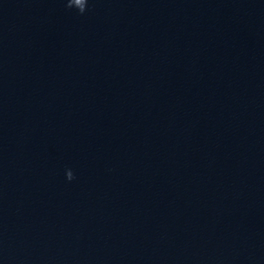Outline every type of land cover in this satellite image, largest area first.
Wrapping results in <instances>:
<instances>
[{"label":"water","instance_id":"95a60500","mask_svg":"<svg viewBox=\"0 0 264 264\" xmlns=\"http://www.w3.org/2000/svg\"><path fill=\"white\" fill-rule=\"evenodd\" d=\"M0 264H264V0H0Z\"/></svg>","mask_w":264,"mask_h":264}]
</instances>
